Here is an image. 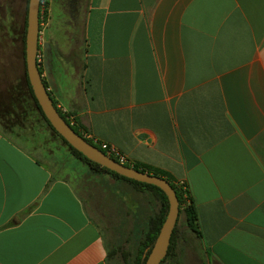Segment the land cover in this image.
Returning <instances> with one entry per match:
<instances>
[{"label": "crops", "instance_id": "1", "mask_svg": "<svg viewBox=\"0 0 264 264\" xmlns=\"http://www.w3.org/2000/svg\"><path fill=\"white\" fill-rule=\"evenodd\" d=\"M18 1L0 0L3 38ZM18 17L15 39L25 4ZM82 40L79 71L61 80L51 53L43 66L56 104L189 184L207 262L264 264V0H87ZM15 135L0 132V264H108L65 162Z\"/></svg>", "mask_w": 264, "mask_h": 264}, {"label": "rangeland", "instance_id": "2", "mask_svg": "<svg viewBox=\"0 0 264 264\" xmlns=\"http://www.w3.org/2000/svg\"><path fill=\"white\" fill-rule=\"evenodd\" d=\"M60 2L49 0L47 3V12L40 25L41 40L38 42L44 57L47 52L51 53L54 70L64 80L66 76L81 69L82 17L86 0ZM24 4L25 0H19L15 4L16 17L6 28L9 29L7 35L4 38L0 35V113L7 116L12 114L17 118L19 125L11 127L16 129L17 135H11H15L13 137L35 156H39L44 162H65L67 175L103 233L108 247V264H127L124 262L126 255L121 256V252L130 253L133 257L159 203L152 192L139 191L128 182L125 189L119 190L115 185L109 184L107 178L112 177L109 174L91 172L87 165L72 155L65 142L41 117L25 82L21 39H15L12 35L13 29L21 26L18 15ZM1 13L0 9V15ZM0 27L5 30L2 25ZM46 44L50 48H45ZM4 119L0 118V121ZM0 127L4 129L1 124ZM182 224L179 222V230ZM115 247H119V252L110 254V250ZM173 252L178 257V264L208 263L206 257L209 255L203 249L202 241L194 240L188 234L183 238L181 248L176 243Z\"/></svg>", "mask_w": 264, "mask_h": 264}, {"label": "trees", "instance_id": "3", "mask_svg": "<svg viewBox=\"0 0 264 264\" xmlns=\"http://www.w3.org/2000/svg\"><path fill=\"white\" fill-rule=\"evenodd\" d=\"M87 1V0H86ZM27 5H28V0H25V18H24V27H23V33L21 36V42H22V57H23V64H24V77H25V82L28 88V91L35 103V106L37 107V110L39 111L41 117L44 119V121L47 123V125L55 132L64 142L65 144L69 147L70 152L72 153L73 156L78 158L80 161H82L85 165H87L88 169L93 172V173H107L110 176H112L115 179H121L124 181H127L131 183L134 188H136L139 191H145V192H152L154 197L159 203L158 209L156 213L154 214L153 217L150 218L148 222V227L143 235V237L140 239L137 247L135 254L133 257H131L130 253H127L125 251L121 252V256L126 255L124 262L127 264H144L145 260L153 246V243L156 239V236L158 235V232L160 230V227L166 217V214L168 212V199L166 194L161 190L159 187L153 185V184H148L144 182H140L137 180H133L131 178H127L125 176H122L100 164L97 162H94L90 159H88L86 156H84L81 152L70 146V144L59 134L55 131V129L51 126L49 121L46 119L44 116V113L40 109V106L37 103L36 98L34 97L31 85L28 81L27 74H26V69H25V61H24V47H25V30H26V24H27ZM41 4L39 5V31L41 30L40 26V16H41ZM46 11L44 12V14ZM39 71L42 74V64L39 67ZM46 87H48L46 85ZM54 106L57 108L59 111L60 115L63 117V119L74 129L76 133L81 135L85 140H87L89 143L95 145L98 147L100 150H102L104 153H106L108 156L112 157L116 161L120 162V159L117 155L109 153L105 148L101 146V141L95 139L91 134L89 129L82 123H80L76 118H74L73 123H71L64 112L60 110L56 105V101L53 100ZM1 125L4 126L0 127V132L4 134H15V130L11 128L10 126L4 125L3 123L0 122ZM8 130V131H7ZM124 165L133 167L135 169H138L142 172H147L149 174L157 175L162 178H165L169 184L172 186V188L175 190L177 199H178V207H179V212H178V217L176 220V224L173 228L171 237H170V243L167 249V253L165 257L160 261L159 264H178V257L177 255L173 252L177 241V238H180L183 240L185 238V235L188 234L190 238L199 239L201 238V232L199 229V215H198V209L195 204V201L193 199L191 189L189 184L184 181V180H179L175 176H173L170 172L137 161H132L127 158L123 162ZM181 220V221H180ZM179 222H182V228L179 230L178 229V224ZM182 240L180 241L182 244ZM119 252V247L112 248L110 250V254H116ZM208 264H219L216 260L209 258Z\"/></svg>", "mask_w": 264, "mask_h": 264}, {"label": "water", "instance_id": "4", "mask_svg": "<svg viewBox=\"0 0 264 264\" xmlns=\"http://www.w3.org/2000/svg\"><path fill=\"white\" fill-rule=\"evenodd\" d=\"M39 5L40 0H28L24 41L25 69L34 97L51 126L70 144V146L81 152L88 159L118 174L133 180L153 184L166 194L168 199V212L144 263L159 264L167 253L170 237L178 217L179 207L175 190L165 178L142 172L108 156L98 147L89 143L81 135L76 133L60 115L53 104V99L43 81L36 60L39 46Z\"/></svg>", "mask_w": 264, "mask_h": 264}, {"label": "built area", "instance_id": "5", "mask_svg": "<svg viewBox=\"0 0 264 264\" xmlns=\"http://www.w3.org/2000/svg\"><path fill=\"white\" fill-rule=\"evenodd\" d=\"M49 2V0H40V4H41V16H40V25H42V20H44V12L46 11L47 12V3ZM41 40V30L39 31V41ZM42 58H43V55L42 53L40 52V50L37 51V54H36V60H37V64L38 65H41L42 64ZM60 110H62V112H64L66 114V117L67 119L73 123L74 121V118L72 115H70L66 110H64L62 108L61 105L57 104L56 105ZM101 146L103 148H105L109 153L111 154H114V155H117L120 159V162H123L125 160V156L123 154H121L115 147H113L112 145L108 144L107 142H101Z\"/></svg>", "mask_w": 264, "mask_h": 264}, {"label": "flooded vegetation", "instance_id": "6", "mask_svg": "<svg viewBox=\"0 0 264 264\" xmlns=\"http://www.w3.org/2000/svg\"><path fill=\"white\" fill-rule=\"evenodd\" d=\"M61 0H59V3H61L60 2ZM67 1V0H66ZM70 2H76V0H69ZM40 47H41V45L39 44V46H38V50H40ZM43 51V50H42ZM50 53L49 52H47L46 54H45V57L43 56V66L44 67H46L47 69H48V67H49V62H50ZM39 67H40V65H38ZM48 71H50V69H48ZM42 77H43V74H42ZM43 81H44V83H45V85H47L48 84V80H47V78L46 77H43ZM49 90V89H48ZM53 99V98H52ZM54 100V99H53ZM5 116V117H4ZM0 118L1 119H3V118H5L4 119V121H0V122H2V123H4V124H8L10 127H16L17 125H19V121H17L16 119H15V117H14V115L12 116V114H10L9 116H7L6 114H3V113H0ZM11 118H13V119H11Z\"/></svg>", "mask_w": 264, "mask_h": 264}]
</instances>
